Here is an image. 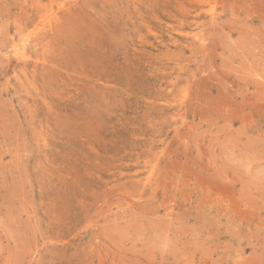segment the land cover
Wrapping results in <instances>:
<instances>
[{
    "label": "rangeland",
    "instance_id": "1",
    "mask_svg": "<svg viewBox=\"0 0 264 264\" xmlns=\"http://www.w3.org/2000/svg\"><path fill=\"white\" fill-rule=\"evenodd\" d=\"M0 264H264V0H0Z\"/></svg>",
    "mask_w": 264,
    "mask_h": 264
},
{
    "label": "bare ground",
    "instance_id": "2",
    "mask_svg": "<svg viewBox=\"0 0 264 264\" xmlns=\"http://www.w3.org/2000/svg\"><path fill=\"white\" fill-rule=\"evenodd\" d=\"M33 9H34V8H33ZM36 13H37V12H36ZM45 13H46V12H45ZM33 14H34V13H33ZM47 15H48V14H47ZM47 15H46V16H47ZM49 15H50V14H49ZM26 16H27V14H26ZM41 16H42V15H41ZM54 16H55V15H54ZM36 17H37V16H36ZM36 17H35V19H36ZM48 17H49V16H48ZM48 17H47V18H48ZM50 17H51V16H50ZM44 18H45V17H44ZM47 18H46V19H47ZM51 18L53 19V17H51ZM57 18H59V17H57ZM57 18H56V19H57ZM36 20H37V19H36ZM54 20H55V19H54ZM46 21H47V20H46ZM57 21H58V20H57ZM60 21H61V20H60ZM41 22H42V21H41ZM47 22H48V21H47ZM54 22H55V21H54ZM44 23H45V22H44ZM44 23H43V25H44ZM59 23H60V22H58V25H59ZM47 24H48V23H47ZM56 24H57V22H56ZM35 25H36V24H35ZM41 25H42V24H41ZM54 25H55V23H54ZM58 25H57V27H58ZM24 26H25V25H24ZM48 26H49V25H48ZM60 26H61V24H60ZM17 27H18V26H17ZM49 27H50V26H49ZM57 27H56V28L54 27V28H55L54 30H57ZM31 28H32V27H31ZM24 29H25V27H24ZM35 29H36V28H35ZM42 29H43V28H42ZM58 30H59V29H58ZM61 30H62V32H63V29H61ZM17 31H18V30H17ZM43 31H44V29H43ZM22 32H23V30H22ZM62 32H61V34H62ZM25 33H26V32H25ZM28 33H29V31H28ZM37 33H38V32H37ZM39 33H40V32H39ZM50 33H52V32H50ZM57 33H58V31H57ZM43 34H45V33H43ZM23 35H25V34H23ZM58 36H59V35H58ZM17 37H18V36H17ZM46 37H47V36H46ZM48 37H49V36H48ZM50 37H51V35H50ZM59 37H61V36H59ZM53 38H54V37H53V35H52V40H53ZM62 38H63V37H62ZM18 39H19V38H18ZM18 39H17V40H18ZM45 39H46V38H45ZM45 39H43V40H45ZM60 39H61V38H60ZM199 39H200V38H199ZM30 40H32V39L30 38ZM43 40H42V41H43ZM49 40H50V38H49ZM56 40H57V38H56ZM11 41H12V40H11ZM19 41H20V40H19ZM23 41H24V39H23ZM23 41H22V42H23ZM22 42H21V43H22ZM56 42H57V41H56ZM60 42H61V41H60ZM16 43H17V42H16ZM41 43H42V42H41ZM53 43H54V42H53ZM61 43H62V42H61ZM11 44H12V43H11ZM19 44H20V43H19ZM23 44H24V43H23ZM56 44H57V43H56ZM17 45H18V43H17ZM43 45H44V44H43ZM34 46H35V45H34ZM60 46H61V45H60ZM17 47H18V46H17ZM41 47H42V46H41ZM28 52H29V51H27V53H28ZM40 52H41V50H40ZM17 55H18V54H17ZM39 55H41V54H39ZM24 56H25V55H24ZM28 56H30V55H28ZM31 57H32V56H31ZM41 57H42V56H41ZM41 57H40V60L42 59ZM17 58H18V57H17ZM19 58H20V57H19ZM38 58H39V57H38ZM35 60H36V58H35ZM37 61H38V60H36V63H37ZM38 62H39V61H38ZM47 62H48V61H47ZM24 63H25V62H24ZM32 64H33V63H32ZM47 64H48V63H47ZM34 65H36V64H34ZM45 65H46V64H45ZM45 65H44V66H45ZM21 66H22V65H21ZM39 66H40V65H39ZM42 68H43V67H42ZM42 68H41V69H42ZM23 69H24V68H23ZM30 69H31V68H30ZM176 69H177V68H176ZM28 71H29V69H28ZM30 71H31V70H30ZM32 71H33V70H32ZM166 71H167V70H166ZM26 72H27V71H26ZM33 72H34V71H33ZM17 73H19V72H17ZM23 73L25 74L24 71H23ZM49 73H50V72H49ZM49 73H48V74H49ZM51 73H52V72H51ZM176 73H177V72H176ZM32 74H33V73H32ZM30 75H31V74H30ZM36 75H37V74H36ZM181 75H182V74H181ZM189 75H190V74H189ZM17 76H18V75H17ZM19 76H22V75H19ZM28 76H29V75H28ZM28 76H26V77H28ZM38 76H39V75H38ZM45 76H47V75H45ZM190 76H191V75H190ZM32 77H33V76H32ZM39 77H40V76H39ZM187 77H189V76H187ZM29 78H30V77H29ZM162 78H163V77H162ZM20 79H21V78H20ZM163 79H164V78H163ZM15 80H17V79L15 78ZM188 80H189V79H188ZM17 81H18V80H17ZM37 81H38V80H37ZM166 81H167V80H166ZM181 81H184V80H181ZM18 82H19V81H18ZM35 82H36V81H35ZM36 83H37V82H36ZM160 83H161V82H160ZM163 84H164V83H163ZM36 86H37V85H36ZM151 86H152V85H151ZM149 87H150V86H149ZM13 88H14V87H13ZM155 88H156V87H155ZM15 89H16V88H15ZM160 92H161V91H160ZM162 92H163V91H162ZM152 93H153V92H152ZM176 101H177V100H176ZM46 102H47V101H46ZM178 106H179V105H178ZM48 110H49V109H48ZM29 113H30V112H29ZM30 116H32V115H30ZM34 121H35V120H34ZM40 121H41V120H40ZM46 121H49V120H46ZM33 124H34V123H32V125H33ZM36 124H37V123H36ZM171 124H172V123H171ZM34 125H35V124H34ZM37 125H38V124H37ZM32 127H33V126H32ZM32 127H31V128H32ZM32 129H33V128H32ZM128 132H130V131H128ZM133 134H134V133H133ZM32 137H33V136H32ZM131 137H132V136H131ZM34 138H35V136H34ZM132 138H133V137H132ZM127 139H128V138H127ZM116 140H117V139H116ZM132 142H133V141H132ZM139 142H141V141H139ZM36 143H37V142H36ZM124 143H125V142H124ZM130 143H131V142H130ZM129 147H130V146H129ZM136 148H137V146H136ZM136 148H134V149H136ZM141 149H142V148H141ZM124 150H125V149H124ZM132 150H133V149H132ZM33 151H34V150H33ZM128 151H129V150H128ZM130 151H131V150H130ZM126 152H127V151H126ZM126 152H125V153H126ZM136 152H137V151H136ZM127 154H129V153H127ZM226 177H227V176H226ZM139 181H140V180H139ZM177 218H178V217H177ZM113 255H114V254H113ZM117 259H118V258H117ZM131 259H132V258H131ZM122 260H123V259H122ZM119 261H120V260H119Z\"/></svg>",
    "mask_w": 264,
    "mask_h": 264
}]
</instances>
